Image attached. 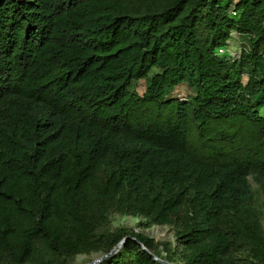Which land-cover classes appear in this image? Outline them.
<instances>
[{
    "label": "trees",
    "instance_id": "trees-1",
    "mask_svg": "<svg viewBox=\"0 0 264 264\" xmlns=\"http://www.w3.org/2000/svg\"><path fill=\"white\" fill-rule=\"evenodd\" d=\"M126 236L103 264H264V0H0V264Z\"/></svg>",
    "mask_w": 264,
    "mask_h": 264
},
{
    "label": "rangeland",
    "instance_id": "rangeland-1",
    "mask_svg": "<svg viewBox=\"0 0 264 264\" xmlns=\"http://www.w3.org/2000/svg\"><path fill=\"white\" fill-rule=\"evenodd\" d=\"M241 36L237 33L234 32L233 35L231 36V38L228 41V45L226 46V52L227 54H231L232 52H238L241 48L239 47L240 44L242 43L243 39L241 38ZM242 40V41H241ZM241 45H245V43L241 44ZM145 82L142 80L139 84V90L140 92L144 91L145 88ZM191 93V90L187 87V85L182 84L180 86H178L172 93V96L174 97H180V98H185L187 97L189 94ZM250 181L252 183V185L254 187H257V183H255L252 179V177H250ZM119 217H113V226H118V220ZM121 223L125 224V225H131L133 227L136 226L137 222L136 220H134L133 218H121L120 219ZM137 230H140L136 227ZM147 234H150L154 237L157 238H161V240H166V241H171L173 239V234L168 232L166 229H163L161 227H152L149 230H144ZM94 257L92 258H96L99 255H93ZM89 259V257L87 256H83L80 255L77 257L76 261L78 263L81 264H85L86 261Z\"/></svg>",
    "mask_w": 264,
    "mask_h": 264
},
{
    "label": "water",
    "instance_id": "water-1",
    "mask_svg": "<svg viewBox=\"0 0 264 264\" xmlns=\"http://www.w3.org/2000/svg\"><path fill=\"white\" fill-rule=\"evenodd\" d=\"M128 238H131V236L124 237L110 252L105 253L103 255H100V256L94 258L93 260L87 262L86 264H103L106 259L112 257L113 255H115L117 252L120 251V249L125 245ZM135 239L141 245L142 250L145 251L146 253H148L155 260H157L163 264H174V263L166 261L165 259H163L160 256H158L157 254H155L153 251L148 249L139 239H137V238H135Z\"/></svg>",
    "mask_w": 264,
    "mask_h": 264
},
{
    "label": "built area",
    "instance_id": "built-area-1",
    "mask_svg": "<svg viewBox=\"0 0 264 264\" xmlns=\"http://www.w3.org/2000/svg\"><path fill=\"white\" fill-rule=\"evenodd\" d=\"M231 13L236 14V11L232 8L231 9ZM225 52H226V49L225 48H221L220 51H219V53H221V54H223Z\"/></svg>",
    "mask_w": 264,
    "mask_h": 264
}]
</instances>
